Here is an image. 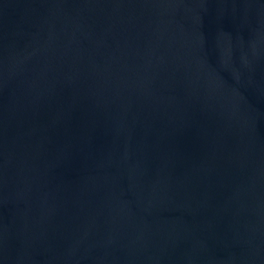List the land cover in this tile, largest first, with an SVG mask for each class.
<instances>
[{
    "label": "water",
    "instance_id": "1",
    "mask_svg": "<svg viewBox=\"0 0 264 264\" xmlns=\"http://www.w3.org/2000/svg\"><path fill=\"white\" fill-rule=\"evenodd\" d=\"M0 264H264V0H0Z\"/></svg>",
    "mask_w": 264,
    "mask_h": 264
}]
</instances>
